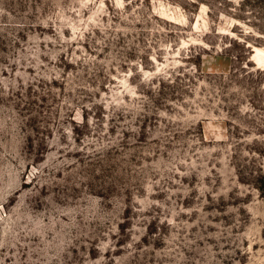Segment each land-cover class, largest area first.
I'll return each mask as SVG.
<instances>
[{"label":"rangeland","instance_id":"1","mask_svg":"<svg viewBox=\"0 0 264 264\" xmlns=\"http://www.w3.org/2000/svg\"><path fill=\"white\" fill-rule=\"evenodd\" d=\"M264 0H0V264H264Z\"/></svg>","mask_w":264,"mask_h":264},{"label":"bare ground","instance_id":"2","mask_svg":"<svg viewBox=\"0 0 264 264\" xmlns=\"http://www.w3.org/2000/svg\"><path fill=\"white\" fill-rule=\"evenodd\" d=\"M252 60H255L258 65H261L264 69V50L259 48H253Z\"/></svg>","mask_w":264,"mask_h":264}]
</instances>
